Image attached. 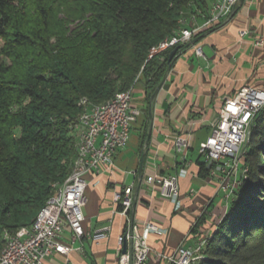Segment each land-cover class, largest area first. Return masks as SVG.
<instances>
[{
  "label": "trees",
  "instance_id": "obj_1",
  "mask_svg": "<svg viewBox=\"0 0 264 264\" xmlns=\"http://www.w3.org/2000/svg\"><path fill=\"white\" fill-rule=\"evenodd\" d=\"M213 1L0 0V254L3 232L30 226L70 175L76 145L69 126L81 100L103 103L139 82L150 100L173 50L149 59L151 49ZM242 157L246 172L226 213L208 222L204 257L194 264H264V107ZM206 220L192 228L196 239Z\"/></svg>",
  "mask_w": 264,
  "mask_h": 264
},
{
  "label": "crops",
  "instance_id": "obj_2",
  "mask_svg": "<svg viewBox=\"0 0 264 264\" xmlns=\"http://www.w3.org/2000/svg\"><path fill=\"white\" fill-rule=\"evenodd\" d=\"M203 23L204 18L199 17L198 25ZM262 37L264 0H241L226 24L200 37L198 45L203 52L208 47V54L198 57L193 47L183 52L153 101L147 100L142 82L135 86L133 106L141 114L127 146L117 151L111 171L87 176L84 227L91 234L110 226L108 238L94 242L86 235L71 242L67 232L64 239L73 250L68 255L50 256L45 264H118V238L126 230L127 218L116 211L114 195L133 184L135 224L140 232L146 222L159 228L148 234L154 252L173 255L183 244L192 247L198 239L190 236L191 229L203 215L207 222L202 232L209 230L208 222L222 213L227 202L218 191L217 178L200 176V144L210 136L226 98L245 86L264 90V44L256 46ZM177 137L189 141L186 158L176 151ZM157 173L179 174V200L162 197L147 183V177ZM152 263L168 264L154 259Z\"/></svg>",
  "mask_w": 264,
  "mask_h": 264
},
{
  "label": "built area",
  "instance_id": "obj_3",
  "mask_svg": "<svg viewBox=\"0 0 264 264\" xmlns=\"http://www.w3.org/2000/svg\"><path fill=\"white\" fill-rule=\"evenodd\" d=\"M240 1L214 0L207 13L202 15V25H198L197 14L184 18L177 32L151 49L149 59L177 46L190 44L200 32L220 26L232 16ZM263 44L264 37L256 42V46ZM193 48L198 57L205 56L202 46L194 44ZM80 104L83 111L69 126L76 145L72 171L64 183L54 185L51 197L30 226L21 227L15 232H3L0 264H45L47 258L55 254L68 255L73 249L72 244L64 239L67 232L71 235V242L86 235L94 242L108 238L110 226L91 234L84 227V207L89 186L87 176L112 170L115 155L127 146L132 126L141 110L133 106V89L119 92L103 103H92L84 98ZM263 107L264 90L242 87L233 97L224 100L220 117L212 125L210 136L200 144V159L209 169V176L217 178L218 191L227 199L240 184V172H246L241 168L243 151L250 142L253 119ZM189 147L186 138H176V151L184 158ZM146 181L157 188L162 197L179 200V174L166 176L157 173L148 176ZM134 189L133 184L114 195L116 211L127 218L126 230L118 238L121 251L118 264H153L152 259L166 260L168 264H194L202 260L206 237H201L192 247L183 244L173 255L152 250L148 234L159 228L146 222L144 231L140 232L132 217L137 199ZM190 236L193 237L191 233ZM125 245L127 252L123 253Z\"/></svg>",
  "mask_w": 264,
  "mask_h": 264
},
{
  "label": "water",
  "instance_id": "obj_4",
  "mask_svg": "<svg viewBox=\"0 0 264 264\" xmlns=\"http://www.w3.org/2000/svg\"><path fill=\"white\" fill-rule=\"evenodd\" d=\"M234 13H235V10H234V12H233V14H232V16L228 19V20H226L225 22H224V24H226L232 17H233V15H234ZM197 43V40L196 39H194L193 41H192V45H194V44H196ZM183 53V50H180V46H177L176 48H174L172 51H171V53H170V56H169V59H168V62H169V67H168V69H167V72H166V74L164 75V77H163V79H162V81H161V83L158 85V87H157V89L155 90V92H154V94L152 95V97H151V101H153L155 98H156V96L158 95V93H159V91L162 89V87H163V85H164V83H165V81H166V79H167V77H168V74H169V72L171 71V68H172V66H171V61L173 60V59H177L181 54ZM150 119L152 120L153 119V113H152V111L150 112ZM142 169H143V165H141V167H140V175L142 174ZM242 175H244V173H243V171H241L240 172V174H239V182L241 183V176ZM240 185V184H239ZM238 185V186H239ZM237 186V187H238ZM237 189V188H236ZM232 197V196H231ZM231 197L229 198V199H227L226 200V202H227V204H226V206L228 207V204H229V201H230V199H231ZM134 207H135V204H134ZM227 207H226V211H227ZM226 211H225V213H226ZM192 230V229H191ZM191 233V232H190ZM201 238H199L198 240H200ZM127 252V245H125L124 246V248H123V253H126Z\"/></svg>",
  "mask_w": 264,
  "mask_h": 264
},
{
  "label": "rangeland",
  "instance_id": "obj_5",
  "mask_svg": "<svg viewBox=\"0 0 264 264\" xmlns=\"http://www.w3.org/2000/svg\"><path fill=\"white\" fill-rule=\"evenodd\" d=\"M1 44V43H0ZM204 49H205V53L206 54H208V52H209V48L208 47H204ZM225 200H227L226 199V197L224 198ZM225 211H226V208L222 211V213L221 214H218L217 216H215V217H213V219L210 221L212 224H215V223H217L218 221H219V219L221 218V216H223L224 214H225ZM211 227V226H210ZM209 230H206L205 232H203V236L204 237H206V238H209L210 237V234H211V229L210 228H208ZM196 262H198V261H196Z\"/></svg>",
  "mask_w": 264,
  "mask_h": 264
}]
</instances>
